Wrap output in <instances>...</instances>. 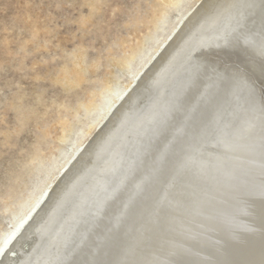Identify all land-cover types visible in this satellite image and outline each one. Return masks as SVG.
Returning a JSON list of instances; mask_svg holds the SVG:
<instances>
[{
    "label": "bare ground",
    "instance_id": "1",
    "mask_svg": "<svg viewBox=\"0 0 264 264\" xmlns=\"http://www.w3.org/2000/svg\"><path fill=\"white\" fill-rule=\"evenodd\" d=\"M223 2L181 13L0 264H264V0Z\"/></svg>",
    "mask_w": 264,
    "mask_h": 264
},
{
    "label": "rangeland",
    "instance_id": "2",
    "mask_svg": "<svg viewBox=\"0 0 264 264\" xmlns=\"http://www.w3.org/2000/svg\"><path fill=\"white\" fill-rule=\"evenodd\" d=\"M223 1L0 0V238L181 13Z\"/></svg>",
    "mask_w": 264,
    "mask_h": 264
},
{
    "label": "water",
    "instance_id": "3",
    "mask_svg": "<svg viewBox=\"0 0 264 264\" xmlns=\"http://www.w3.org/2000/svg\"><path fill=\"white\" fill-rule=\"evenodd\" d=\"M97 228H98V227H96V229H97ZM96 229H94V230H96ZM94 230H89V229H88L89 232L87 231L86 236L88 235V237L91 238V236L93 235V231H94ZM85 239H86V237H85ZM97 241H98V240H97ZM74 259H75V258H74ZM68 263H69V262H66V263L64 262L63 264H68Z\"/></svg>",
    "mask_w": 264,
    "mask_h": 264
}]
</instances>
